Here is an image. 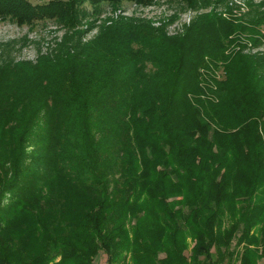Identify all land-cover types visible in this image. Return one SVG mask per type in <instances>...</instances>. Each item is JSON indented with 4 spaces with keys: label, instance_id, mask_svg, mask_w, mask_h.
<instances>
[{
    "label": "trees",
    "instance_id": "1",
    "mask_svg": "<svg viewBox=\"0 0 264 264\" xmlns=\"http://www.w3.org/2000/svg\"><path fill=\"white\" fill-rule=\"evenodd\" d=\"M124 2L152 0H0V20L67 29L0 63V264H258L264 54L240 35L263 36L210 11L177 35L119 17L83 41Z\"/></svg>",
    "mask_w": 264,
    "mask_h": 264
},
{
    "label": "rangeland",
    "instance_id": "2",
    "mask_svg": "<svg viewBox=\"0 0 264 264\" xmlns=\"http://www.w3.org/2000/svg\"><path fill=\"white\" fill-rule=\"evenodd\" d=\"M33 5L45 4L51 0H27ZM103 14L100 17L91 18L81 22L79 29L82 31L83 41L95 37L101 24L109 20L124 17L129 21L147 22L154 27H164L167 35L182 33L195 17L210 11H216L223 17H230L237 23L244 24L249 30H255V36L260 35L261 42L254 46L249 42L248 33L240 35L243 45V53L264 54V20L258 23H250L264 14V0H205L198 8H192L184 0H152L146 6L135 5L133 2H124L119 10H112L107 4L102 5ZM261 14V15H260ZM92 22V25L89 23ZM108 23V22H106ZM257 32V33H256ZM67 29L59 26L54 21H36L33 26L20 27L10 20H0V63L2 61H35L39 53H44L50 47L66 35ZM222 77V69L217 72ZM176 183V181H175ZM184 185V182H180ZM176 189V188H175ZM181 199V197H175ZM225 220V219H224ZM227 224V220H225ZM188 250L185 249L183 256L188 262L191 260L190 252L195 240L188 237ZM213 251V250H212ZM214 254V251H213ZM165 253H160L158 260L165 258ZM192 262V261H191ZM93 264H107V254L100 251L95 257ZM264 264V257L258 261Z\"/></svg>",
    "mask_w": 264,
    "mask_h": 264
}]
</instances>
